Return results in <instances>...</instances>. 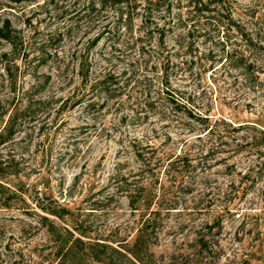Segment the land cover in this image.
I'll return each mask as SVG.
<instances>
[{
  "label": "rangeland",
  "instance_id": "rangeland-1",
  "mask_svg": "<svg viewBox=\"0 0 264 264\" xmlns=\"http://www.w3.org/2000/svg\"><path fill=\"white\" fill-rule=\"evenodd\" d=\"M90 1L0 5V26L10 20L22 41L14 51L0 38V129L26 108L0 146L20 171L0 177V264H264V140L253 128H232H264V73L243 85L226 58L252 51L264 59L241 35L264 17V0H221L241 30L226 15L207 23L195 6L217 5L211 0H158L135 15L133 30ZM149 15L167 24V40L182 31L191 45L166 62V75L195 116L168 109L133 119L141 88L102 110L76 105L87 61L91 76L108 65L158 76L155 53L140 54L135 43L150 36L141 22ZM185 23L194 25L189 34ZM134 136L154 147L145 146L150 165L135 156ZM188 154L189 165L165 164ZM147 218L143 251L135 243Z\"/></svg>",
  "mask_w": 264,
  "mask_h": 264
},
{
  "label": "trees",
  "instance_id": "trees-1",
  "mask_svg": "<svg viewBox=\"0 0 264 264\" xmlns=\"http://www.w3.org/2000/svg\"><path fill=\"white\" fill-rule=\"evenodd\" d=\"M38 0H0V5H7L12 7L13 5H19L22 3L35 2ZM158 0H91L89 3V7L94 9L96 5H99V9L107 10L110 8L114 12V18L125 29L133 30V20L135 15L141 14V10H150L149 6L157 2ZM213 4L217 5H208L207 3H202V5L195 6L197 12H200L205 21L209 24H214V22L219 23L220 16L226 15L229 20L228 25L231 28L242 29L240 23L234 18L233 13L230 10L224 13L223 5H220L221 0H211ZM148 4V5H147ZM180 22L185 21V19L180 18ZM188 20V17L187 19ZM142 25L146 30L144 33L150 34L149 37L143 38L141 35L135 38L136 44H141L139 49L140 54L142 51L148 53H155L156 62L161 67V71L158 76H145L141 77L138 72L139 69L136 68H123L122 70L115 69L113 65H108L102 67L98 70L94 76L89 75L91 64L86 62L81 66V85H82V93L77 97L75 101L76 105H84L86 108L91 110H102V108L108 103L110 99L116 97H122L123 94L127 93V91L139 90V94L135 97L132 102L133 107V119H148L151 115L161 114V112H166V110L171 109L172 111H183L185 109V115L188 117H194L195 113L193 108L191 107V103L189 99H186L177 93L170 87V83L168 81L166 62H169L172 57L177 58L178 52H181L182 49L187 47V50L191 45L187 43L185 44V36L182 31L174 37H171L170 40H167L165 34L166 23H160L154 20V17L149 15L141 19ZM193 23L190 24V29H187L188 25L185 23L186 32L189 34ZM179 28V25L177 26ZM106 32H109L108 25H105ZM233 30V29H232ZM185 32V31H183ZM241 35L245 38L244 40L248 45L253 46V48L261 49L264 54V17L259 18L257 20L251 21V31L245 32V28ZM0 38L5 39L8 42L14 51H18L19 45L22 44L20 37L16 33V29L13 27L10 20H5V22L0 26ZM154 40V43L152 42ZM170 43H173L170 45ZM149 49V51H147ZM179 50L176 51L175 50ZM186 54V53H185ZM252 54V51L251 53ZM246 55L244 53H240L239 55L230 56L229 53L226 58L231 59L233 62L234 68L240 70V75L242 78V84L251 87L252 84H257L262 79V74L264 73L263 64L264 59L257 58L253 60L251 55ZM4 56L7 57L6 53ZM109 64V63H108ZM166 72V73H165ZM64 73H59L60 75ZM123 98V97H122ZM128 98L131 100L132 96L128 94ZM131 102V101H130ZM26 108L18 107L13 110L2 129H0V146L5 144L9 139L15 137L17 132L16 124L17 119L21 113L24 112ZM200 119L203 117L198 116ZM234 130H240L244 128H253L261 133V140H264V128L257 126V124H252L250 122H246L240 125H234L232 127ZM157 131L155 128L152 131ZM257 137V136H252ZM130 146L134 150V154L138 160H142L145 165H150L152 163V159L147 156L146 147L149 149L154 148L152 145L147 144L143 145L144 140L134 136L130 140ZM236 151L242 150L245 145L241 142L237 143ZM262 147L264 145H261ZM262 153V149H261ZM189 154L186 156H182L180 159L171 158L168 159L165 164L169 167V170H175L177 168L176 163L180 162L184 166L189 165L190 160L188 158ZM179 157V156H178ZM147 160V161H145ZM264 164V159H259L257 164ZM17 165L15 162V157H11L9 154L4 155L0 153V177L3 174L11 173L18 174L20 171L18 169H14V166ZM46 218V217H43ZM150 221V218L144 220L142 225L139 228L140 236L138 237V242L135 243L136 248L140 247V250L146 251L148 249V243L142 240L143 231L147 228V225ZM142 233V234H141ZM200 241L202 242V250H204L207 245V241L204 240L203 237H200ZM134 255L138 260L143 262V258L139 256V253L133 251Z\"/></svg>",
  "mask_w": 264,
  "mask_h": 264
}]
</instances>
